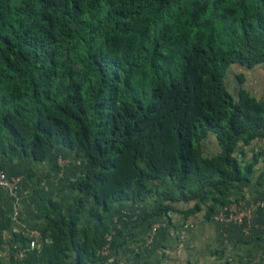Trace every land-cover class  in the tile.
Instances as JSON below:
<instances>
[{"label": "trees", "instance_id": "1", "mask_svg": "<svg viewBox=\"0 0 264 264\" xmlns=\"http://www.w3.org/2000/svg\"><path fill=\"white\" fill-rule=\"evenodd\" d=\"M260 65L264 0H0V169L57 146L84 158L69 201L43 198L39 249L0 264H86L96 249L80 223L121 200L211 217L262 154L236 156L264 138V100L243 86ZM12 224L0 217V245Z\"/></svg>", "mask_w": 264, "mask_h": 264}, {"label": "crops", "instance_id": "2", "mask_svg": "<svg viewBox=\"0 0 264 264\" xmlns=\"http://www.w3.org/2000/svg\"><path fill=\"white\" fill-rule=\"evenodd\" d=\"M258 71L259 75L252 74ZM244 72L243 86L251 90L250 82L254 80L253 95L264 100V66ZM204 148L210 153L219 150L214 137ZM258 150L262 154L248 183L230 188L226 194L228 202L216 208L209 218L202 213L184 216L174 210L167 215L157 214L153 195L135 203L115 202L102 221L84 216L80 223L82 234L91 238L96 249L95 256L86 264H264V138L238 144L236 156L245 164L253 160V153ZM60 159L64 162L60 163ZM4 160L0 156V161ZM83 163L82 156L57 146L42 161L19 156L6 164L7 174L20 178L15 200L20 221L41 230L46 211L43 198L69 201L74 194L69 183L83 172ZM152 184L162 190H175L171 181L162 184L154 180ZM13 205L14 199L0 187V217H10ZM173 205L177 209L186 206ZM147 213L151 215L146 216ZM17 227L18 224H12L11 231ZM0 257L4 260L1 247Z\"/></svg>", "mask_w": 264, "mask_h": 264}, {"label": "built area", "instance_id": "3", "mask_svg": "<svg viewBox=\"0 0 264 264\" xmlns=\"http://www.w3.org/2000/svg\"><path fill=\"white\" fill-rule=\"evenodd\" d=\"M255 84L256 82L252 80L250 82L251 90H249L252 94L255 93ZM60 163H63L64 160L60 159ZM20 178L10 177L7 172L3 169H0V187L6 189L8 191V194L14 199V205H13V212L10 216V219L13 224H18L19 227L13 231H20L22 236L25 237L28 240L27 246H20L19 243H15L12 240L11 233L4 232L2 241H1V248L3 249L4 254V260L7 261L11 257L15 259H23L25 257V254L29 250L33 249H39L40 243L39 240H43V234L40 229H34L26 226L24 223H22L19 219V210L16 205V201L18 199V184H19ZM240 216H237L236 218H239ZM12 232V231H11ZM44 241L48 242L49 238H45ZM15 250L14 256L11 254V249Z\"/></svg>", "mask_w": 264, "mask_h": 264}, {"label": "rangeland", "instance_id": "4", "mask_svg": "<svg viewBox=\"0 0 264 264\" xmlns=\"http://www.w3.org/2000/svg\"><path fill=\"white\" fill-rule=\"evenodd\" d=\"M14 1H16V0H14ZM252 73V72H251ZM253 75H259L260 74V72L258 71V72H256V73H252ZM229 82H228V84H229V86H230V89H231V91L233 92V91H235V87H236V83H235V81L233 80V79H235V76H234V72L230 69V71H229ZM236 80V79H235Z\"/></svg>", "mask_w": 264, "mask_h": 264}]
</instances>
